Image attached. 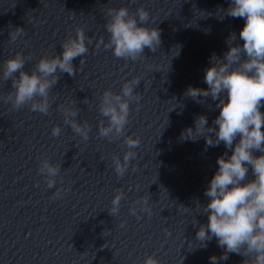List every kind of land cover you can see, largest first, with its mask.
I'll list each match as a JSON object with an SVG mask.
<instances>
[{
    "label": "clouds",
    "instance_id": "9594fccd",
    "mask_svg": "<svg viewBox=\"0 0 264 264\" xmlns=\"http://www.w3.org/2000/svg\"><path fill=\"white\" fill-rule=\"evenodd\" d=\"M218 12L233 18H243L245 23L240 30L239 38L243 44L234 43L235 33L230 34L226 43L228 51L223 58L213 54L209 66L205 69L204 82L207 88L189 86L185 95L197 103L208 97L217 101L218 116L208 126L206 115L194 119V127H188L181 133L182 140L197 141L203 137L206 146L216 147L223 143L231 149L217 158L218 169L210 180L204 195L209 198L206 205H200L208 221L201 224L196 232V240L203 247L213 237L223 249L220 257L215 255L209 259L211 264L218 260H227L230 253L243 256V264H264V0H229L226 9ZM105 28L109 33L107 42L100 37L97 47L103 44L111 49L117 58L136 61L148 48L155 52L161 43L160 30L147 26L150 13L143 6L130 11L127 6L108 7L106 9ZM223 19V15L220 16ZM24 33L23 28L10 32V40L16 41ZM87 42V43H86ZM91 38L81 28L75 30L62 41V52L58 55H44L29 72L25 70L26 58L17 52L0 65V79L11 81V91L0 96L13 110L29 106L33 112L47 115L51 108L50 91L60 79V73L75 76L77 68L73 61L83 57L88 51ZM179 52L177 50L176 55ZM80 64L84 60L80 59ZM139 79L125 81L120 92L105 89L100 96L98 110L107 118L99 121L98 135L108 140L124 137L123 143L127 151L123 159L114 155V171L123 177L128 171L129 163L137 156L134 149L141 144L139 137L126 135V126L130 118V104L139 103L141 97L134 91ZM73 102L58 105L63 114L64 123L70 125L72 131L83 140L89 139L91 126L87 121L78 122V108ZM60 125L53 126V137L60 136ZM259 152L260 155H255ZM249 167L254 179H248ZM61 165L53 164L49 159L41 160L39 173L44 177L49 189L55 187L60 174ZM61 177V181H62ZM64 189H57L54 198L61 195ZM126 193L117 189L111 201L109 215L115 216L120 211L121 200ZM135 205L142 212L151 216L148 199H138L130 207L132 215H138ZM123 227V225H121ZM140 264H160L155 254L146 256Z\"/></svg>",
    "mask_w": 264,
    "mask_h": 264
}]
</instances>
